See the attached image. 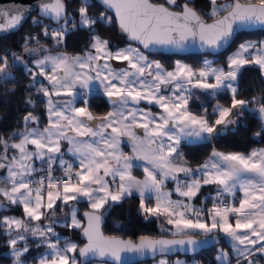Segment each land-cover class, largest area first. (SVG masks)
Listing matches in <instances>:
<instances>
[{"label": "snow or ice", "instance_id": "1", "mask_svg": "<svg viewBox=\"0 0 264 264\" xmlns=\"http://www.w3.org/2000/svg\"><path fill=\"white\" fill-rule=\"evenodd\" d=\"M99 3L104 10L93 15L90 8L95 5L91 0H81L78 22L70 17L65 0H39L37 5L43 17L57 24L56 28H51L50 23L42 27L43 34L55 38L57 45L62 44L70 21L72 28L79 25L92 33L90 50L83 55H44L31 62L36 71L27 67L22 55L11 53V62L7 54L0 55V81L12 78L11 67L19 62L33 84L39 75L50 86L41 83L37 89L47 97L48 125L43 129L29 128V123L39 122L29 113L24 117L23 130L7 138L0 136V169L6 170V175L0 176V209L18 205L24 213V218L0 217V228L10 237L7 246L11 264H27L29 237L45 246L38 264H87L89 258H98L99 264H134L132 257L146 255L159 257L156 264H170L167 256L171 253L195 252L207 243H218L213 233L228 238L236 264H256L249 257L257 252L264 255V147L249 153L214 150L196 169L187 166L178 147L181 139L190 143L211 140L236 124L245 112L256 113L264 124V95L243 99L238 91L242 68L254 65L264 72V41L241 43L228 57L227 70L205 60L204 67L198 70L176 61L174 70L167 71L131 43L112 51L109 40L96 33V25L115 23L130 41L150 51L158 47L183 50L197 42L201 48L219 50L238 30L264 28V0H210L211 10L204 14L212 18L210 23L189 3L178 5L177 0ZM177 7L179 11L174 10ZM30 13L29 6L0 8V33L19 28ZM32 19L35 24L41 23L40 19ZM34 39L37 38L31 35L25 37L24 53L39 56L49 51L43 46L30 47L29 41ZM114 60L127 62L128 67L114 69L110 63ZM94 87L101 88L112 105L106 115H94L87 106L84 97ZM192 88L210 90L212 95L230 92L231 105L217 103L211 113L206 107L197 113L189 107ZM61 95L70 99L53 100V96ZM77 100L84 106L77 107ZM142 101L162 111L153 113L138 107ZM28 103L33 101L29 99ZM254 135L264 136V130ZM124 137L132 143L130 155L120 148ZM62 141L68 142V151L78 159L75 166L63 159ZM37 159L46 168L37 169ZM135 161L144 162L139 165L143 179L133 175ZM57 162L63 172L61 177L52 174ZM38 171L47 174L33 179ZM179 173L185 174L183 180ZM168 179L176 181L175 191L185 199L173 200L172 193L163 190ZM211 184L217 185L212 208H197L186 202L196 197L203 185ZM238 190L243 194L239 198ZM134 193L139 194V210L145 219L166 220L170 227L161 228L167 235L141 236L135 241L104 234L101 224L106 206ZM224 194H230L236 202L224 201ZM81 200L89 206L83 212L86 224L77 217L78 209L73 203ZM61 205L68 207L64 226L81 230L86 239L83 246L67 238L62 243L56 233V209ZM45 219L47 223H43ZM216 259L219 264H231L225 249H219ZM175 264L184 262L177 260Z\"/></svg>", "mask_w": 264, "mask_h": 264}, {"label": "trees", "instance_id": "2", "mask_svg": "<svg viewBox=\"0 0 264 264\" xmlns=\"http://www.w3.org/2000/svg\"><path fill=\"white\" fill-rule=\"evenodd\" d=\"M91 2L95 6L90 8V14L96 15L104 10V8L95 0H91ZM159 2H163V0H159ZM186 2L202 15L210 12V0H177L178 5H182ZM218 2H224V0H218ZM65 3L70 17H74L78 22L79 15L77 9L81 6V0H65ZM32 18L40 19L41 23H33ZM204 18L210 19L211 17L204 15ZM49 23L51 24V28L57 27L56 23L44 19L38 16L36 12H33L17 31L7 32L0 35V55L7 54L10 62L12 60L11 53L15 52L18 55H22L24 60L28 62L27 67L36 71V68L31 63L32 59L43 56L45 53L63 51L68 54H78L90 50L92 33L88 29L79 25L72 28L70 21L68 25L69 31L65 33L62 44L57 45L55 38L43 34V25ZM96 33L109 40V47L111 49L130 43L126 37L120 33L115 23L97 24ZM29 35L38 39V43L37 39L29 41L30 47L43 46L49 51L41 52L39 56L24 53L23 45L25 37ZM262 36L264 37L263 30L241 31L237 33L226 49L221 53L214 55V61L226 64L228 53L231 52L239 42L248 38H259ZM148 55L160 61V63L167 68H172L175 65L176 59H182L196 70L202 66V58L204 54L191 53L181 55L148 53ZM11 72L12 78L8 81H0V136L6 138L14 131L24 129V117L29 113L37 117L39 121L38 124L31 122L29 125L35 123L39 126H44L47 122L46 97L43 93L38 92L37 89L40 87L41 83L45 87L49 86L48 81L44 77L38 75L36 77L38 82L33 84L30 74L25 70L24 65L19 62L11 67ZM238 85L239 98L251 99L253 96L259 97L264 95V72H262L258 66H245L238 73ZM29 99H31L33 103H28ZM215 102H219L224 106H229L231 104V93L225 91L212 95L210 91L198 88L191 89V97L189 100L191 110L199 113L202 107H206L208 108L209 113H211ZM87 105L90 110L97 115L108 110L107 101L101 93H91L87 99ZM215 118V116H210V119ZM261 130H264V124L261 123L259 116L256 113L245 112L244 117L238 118L237 123L234 126L222 131L219 135L213 136L211 140L194 143L181 142L178 147V152L182 153L183 159L187 161V166L196 167L204 163L214 150L221 152L246 153L256 146L264 147V136L257 137L254 135L257 131ZM55 169L56 168H54V171ZM133 170L138 173L142 172L137 166H135ZM59 172L60 173L56 176L61 174L60 169ZM212 187L213 185H203L198 196L205 192L215 193L217 191L216 186L214 188ZM0 199L3 198L0 197ZM57 203L59 204V202ZM76 205L78 209L77 214L83 221L81 211L89 207L83 200L76 203ZM62 206L63 205L58 207L56 212H60ZM2 213L24 215L22 207L18 205L6 207L0 212V216ZM61 216L63 215L61 214ZM103 216V232L109 235H121L132 240H137L139 237L145 235L154 237L160 234H166L162 232L161 225L156 217H149L148 219L144 218L139 210V196L134 194L131 197L123 199L119 203L112 204L110 207L106 206V211ZM55 226L60 232L65 234V238H73L78 244H82L83 240L79 235L80 229L65 227L63 224H56ZM7 237L8 235L3 232L2 228H0V264H11V257L6 253V250L8 249L6 242ZM219 237L220 241L217 245L202 249L195 255L184 256L187 258L194 256L201 262V264H219L216 259V253L219 251L220 246H223L224 244L223 237L221 235H219ZM32 240H35V238ZM39 249L40 245L33 248L31 251L33 257L34 253L39 251ZM255 255L256 254L254 253L252 257ZM230 260L232 261L233 259ZM150 262L151 260H146L142 262H134V264H150ZM242 264H244L243 261Z\"/></svg>", "mask_w": 264, "mask_h": 264}, {"label": "crops", "instance_id": "3", "mask_svg": "<svg viewBox=\"0 0 264 264\" xmlns=\"http://www.w3.org/2000/svg\"><path fill=\"white\" fill-rule=\"evenodd\" d=\"M129 43H126V44H124V45H121V46H118V47H116V48H114V49H111L112 51H115L117 48H124V47H126L127 45H128ZM134 47H139V46H137V45H135V44H133V43H131ZM140 48V47H139ZM140 50L142 51V52H144L145 53V55H147L148 56V58H149V60H157V59H155V58H153V57H151V56H149L148 55V53H146L144 50H142L141 48H140ZM63 51H57V52H54V53H50L51 55H56V54H58V53H62ZM65 53V52H64ZM232 53V51L231 52H229L228 53V55H227V60H228V57L230 56V54ZM78 54H84V53H78ZM69 55H76V54H69ZM158 61V60H157ZM176 61H180V62H182V63H184V64H187L188 65V63L187 62H185L184 60H182V59H176L175 60V64H176ZM160 62V61H159ZM111 63V65H112V67L114 68V69H120V68H127L128 67V65H127V62H124V61H111L110 62ZM163 65V64H162ZM163 67H164V69H166L167 71H173L174 70V68H175V65L172 67V68H167V67H165L164 65H163ZM195 70V69H194ZM197 70V69H196ZM226 70H227V68H226ZM209 81H212V78H209ZM46 87H50V86H46ZM169 87H171V86H169ZM204 90V89H203ZM206 91H210V90H206ZM101 93L102 95H103V97L106 99V101H107V104H108V110L107 111H105L104 113H102V114H99V115H97V114H94V115H97V116H103V115H106L109 111H111L112 110V105L110 104V102H109V100H108V98L104 95V93H103V90L101 89V88H99V87H94L93 88V90L91 91V93ZM211 92V91H210ZM90 93V94H91ZM90 94H88L87 95V98H84V99H88L89 98V96H90ZM67 99H70V97H67V96H64V95H61L60 97H55V96H53V100L54 101H57V100H59V101H65V100H67ZM76 106L77 107H82V106H84L81 102H80V100H77V102H76ZM88 106V105H87ZM138 107H140V108H143V109H145V110H151L153 113H158V112H161L162 111V109H159V107L158 106H155V105H152V104H149L147 101H142L141 102V104L140 105H138ZM190 107V106H189ZM46 113H47V122H46V124L44 125V126H39V125H37V124H35V123H32V124H30L28 127L29 128H31V127H39V128H41V129H43L44 127H46L47 125H48V123H49V117H48V107H47V97H46ZM137 132H138V134H141L142 135V132H141V130H139V129H137ZM14 139H16V138H14ZM181 142H187V143H190L188 140H186V139H181ZM180 142V143H181ZM192 143H194V142H192ZM70 147V145L68 144V142L67 141H62L61 142V151H62V153H63V159L65 160V161H68V159H69V161L68 162H70V163H73V165L75 166L77 163H78V159L76 158V157H74V155L72 154V153H70L69 151H68V148ZM261 147H263V146H256V147H253V148H251L248 152H246V153H249L252 149H255V148H261ZM30 148H34V146H31L30 145ZM120 148H121V150L123 151V152H125V153H127V154H132V143L128 140V138L127 137H124V138H122V142H121V144H120ZM0 151H2V148H0ZM11 151V150H10ZM221 152V151H220ZM225 153H228V152H225ZM57 156H59V154H57ZM211 156V155H210ZM208 160V159H207ZM206 160V161H207ZM144 162L143 161H135V164L137 165V167L140 169V170H142V172L141 173H138V172H135L134 170H133V175H135L138 179H143L144 178V172H143V168L142 167H140L139 165H141V164H143ZM205 163V162H204ZM204 163H202V164H200V165H203ZM42 165H44V164H42V162L40 161V160H35L34 161V166L37 168V169H40L41 168V166ZM200 165H198V166H200ZM198 166H196V167H191V168H193V169H196ZM53 167L54 168H56L55 169V171H54V174L55 175H57V174H59L60 172H59V169H60V167H59V164H58V162H57V164H55V165H53ZM189 167V166H188ZM37 173V172H36ZM35 174V173H34ZM199 174V173H198ZM179 175V177L181 178V177H184V173H179L178 174ZM211 185H213V187L212 188H214L215 186H216V189H217V185H215V184H211ZM175 188H176V181H174V180H171V179H168V180H166L165 181V184H164V186H163V190L164 191H167V192H171L172 193V199L173 200H176V199H185V198H183V197H181L180 195H179V193H177L176 191H175ZM202 188V187H201ZM201 188H200V191H199V193L201 192ZM198 193V194H199ZM198 194L196 195V197H194V198H192L190 201H186V202H189V203H191L193 206H195V207H204V209H210V208H212L213 207V203H214V200H213V198H214V194L215 193H213V192H205V193H203V194H201L200 196H198ZM134 195H137V196H139V194L138 193H134ZM237 198H239V197H241L243 194H242V192H240L239 190L237 191ZM225 198H226V201L228 202V203H235L234 202V200H233V197L230 195V194H225ZM83 201H85V200H83ZM86 203H87V201H85ZM149 203L150 204H154V201H149ZM87 205H88V203H87ZM89 207V206H88ZM206 216H207V213H206ZM157 219H158V221H159V223H161V222H163V225H165L166 226V228L167 227H170L169 225H167V224H164V223H166V220L163 218V217H156ZM161 226H162V224H160ZM219 235H221L222 237H223V241H224V244H223V246L221 245V247H222V249H225L226 251H228L229 253H230V256L231 257H229L230 259H233L232 261H231V264H235L236 263V255L233 253V250H232V248L230 247V243H229V241H228V238L227 237H225L222 233H218ZM256 255L255 256H251V257H249V259L250 258H256V259H260V260H264V255H262V254H260V253H255Z\"/></svg>", "mask_w": 264, "mask_h": 264}, {"label": "water", "instance_id": "4", "mask_svg": "<svg viewBox=\"0 0 264 264\" xmlns=\"http://www.w3.org/2000/svg\"><path fill=\"white\" fill-rule=\"evenodd\" d=\"M95 1H96L97 3H99V0H95ZM241 2H245V0H241ZM253 2H255V1H253ZM38 3H39V0H0V8H6V9H8V8H16V7H19V6H21V5H23V6H29V7L31 8V13H30V15H31L33 12H36L38 16H40V17H42V18H44V19L49 20L48 18L43 17V16L39 13V11H38V7H37ZM99 4H100V3H99ZM100 5H101V4H100ZM101 6L103 7V5H101ZM190 7H192V6H190ZM193 8H194V7H193ZM174 10L179 11L180 8H175ZM111 14H112V13H111ZM26 19H27V18H26ZM26 19H25V20H26ZM205 20H206L207 22L210 23L211 20H212V18H210V19H205ZM49 21H50V20H49ZM51 22H53V21H51ZM23 23H24V22H23ZM53 23H55V22H53ZM116 25H117V24H116ZM117 27H118V25H117ZM19 28H20V27H19ZM19 28L15 29V30H13V31H17ZM118 30L120 31L119 27H118ZM251 30H263V31H264V28H259V27H257V28H248V29H244V30H238V31L236 32V34L239 33V32H241V31H251ZM13 31H10V32H13ZM4 33H7V32L0 33V35H1V34H4ZM120 33H122V32L120 31ZM122 34L126 37V39H127L130 43H133V44L139 46V47H140L142 50H144L146 53H150V54L168 53V54H181V55H187V54H191V53L217 55V54L221 53L224 49H226V48L229 46V44L231 43V41L233 40V38H234L235 35H236V34H235V35L233 36L232 40L230 41V43H229L228 45H226L225 47H223V48H221V49H219V50H212V49L207 48V47H205V48H201L200 45H199V42H197V43H194V44H193V43H189V45L186 46L183 50L175 49V48H170V47H158L156 50H154V51H150V50H148V49H144L141 45L138 44V42L130 41V40L128 39V37H127L126 34H124V33H122ZM5 208H6V207H5ZM5 208L0 209V212L3 211ZM87 210H89V208L84 209V210L81 211V217H82L83 221L85 222V224H86V218L83 217V212H85V211H87ZM103 222H104V216H103V220H102V224H101V229H102V231H103V228H102V226H103ZM104 234L107 235V236H116V237H121V238H124V239H130V238H128V237H123V236H121V235H109V234H106V233H104ZM79 235H80V238L83 240V242H82V244H81V246H83V244L86 243V239L82 236V234H81V230L79 231ZM161 235H167V234H160V235H158V236H154V237L151 236V237H153V238H159ZM212 235L217 236L218 239H219V241H220V237H219V234H218V233H213ZM145 236H148V235H145ZM198 238H199V239H203V237H198ZM138 240H139V238H138L137 240H135V241H138ZM218 243H219V242H218ZM218 243H212V242H210V243H207V244H205L204 246L198 248L197 251H195V252H190V251H189V252L177 251V252H174V253L169 254L168 256L175 255V254H180V255H195L196 253L200 252L202 249H206V248H209V247H211V246H215V245H217ZM129 256H131V254H129ZM79 259L83 260L84 258H79ZM132 259H133L134 262H142V261H146V260H152V259H155V258H153L151 255H146V256H135V257H132ZM93 260H98V261H99L98 258H89V260H88L87 262H90V261H93Z\"/></svg>", "mask_w": 264, "mask_h": 264}, {"label": "rangeland", "instance_id": "5", "mask_svg": "<svg viewBox=\"0 0 264 264\" xmlns=\"http://www.w3.org/2000/svg\"><path fill=\"white\" fill-rule=\"evenodd\" d=\"M210 10H211V8H210ZM245 41H254V42H256L257 44H259V42L264 41V37L262 36V37H259V38H248V39L243 40L242 42H239V43L235 46V48L232 50V53L230 54V56H231V55L237 50L238 46H239L241 43H244ZM38 47H41V46H33V48H38ZM87 51H89V50H87ZM87 51H86V52H87ZM50 53H51V52H50ZM50 53H45L44 55H48V54H50ZM84 53H85V52H84ZM44 55H43V56H44ZM76 55H82V54H76ZM43 56H39V57H37V58H35V59H32V61H34V60H36V59H38V58H42ZM205 60H210V61H212L214 67H223L225 70H226V68L228 69V60L226 61V64H224L223 62H215V61H214V55H212V54H204V55H203V58H202V61H203L202 66L199 67L198 69L204 67V61H205ZM198 69H197V70H198ZM210 78H211V77H210ZM210 82H212V81H210ZM229 93H230V92H229ZM217 103H219V102H215V103L213 104V107H214ZM219 104H221V103H219ZM221 105H223V104H221ZM230 105H231V104H230ZM230 105H229V106H230ZM223 106H224V105H223ZM225 107H228V106H225ZM234 125H235V124H234ZM234 125H229V126L227 127V129H228V128H231V127L234 126ZM10 154H11V151H10ZM68 161H69V159H68ZM0 162H3V161H0ZM5 175H6V170H4V169H0V176H5ZM214 197H215V194H214ZM73 203H74V202H73ZM75 206H76V208H77L76 203H75ZM66 212H68V207H67V206H62L61 209H60V212H56V216L59 218L56 224H63V225H64V214H65ZM61 214H62L63 216H61ZM3 216H12V217H17V218H24V215H21V214H14V213H2L0 217H3ZM77 217H78L79 219H81L80 216H79L78 214H77ZM33 223H34V222H33ZM43 223H47V220H46V219L43 220ZM56 224H55V225H56ZM160 224L163 225V222H161ZM164 224H167V223H164ZM163 226L166 228L165 225H163ZM54 227H55V231H56V233L59 234V236H60V238H61V241H62V243H63V240H64V238H65V234H63L62 232H60V230L57 229L56 226H54ZM2 230H3V232H5L3 228H2ZM5 233H6V232H5ZM9 238H10L9 236L6 238V242L8 241ZM32 239H34V237H29V239H28V247H29V251H28L27 253H25V259H26V261H27V264H38L39 256H40L41 254L45 253V246L42 245V244H40V242H39V240H38L37 238H35V240H32ZM67 239L72 240V241H74V242L77 243V241H76L75 239H73V238H67ZM38 245H40V249H39V251H37V252L34 253V257H33L31 251L33 250V248L37 247ZM20 246L22 247L23 245L21 244ZM41 246H42V247H41ZM221 248H222V247L220 246L219 249H221ZM6 253L10 256L9 249L6 250ZM228 253H229V252H228ZM217 255H218V252L216 253V257H217ZM10 257H11V256H10ZM229 257H231V256H230V253H229ZM158 259H159V257H156L155 259H152L151 262H150V264H156V261H157ZM167 259L169 260L170 264H175V261H177V260L183 261L184 264H201V262H200L199 260H197L194 256L191 257V258H187V257L184 256V255L175 254V255L167 256ZM250 259L254 260V261L256 262V264H264V260L262 261V260H260V259H256V258H250ZM87 264H99V261H98V260H93V261L87 262Z\"/></svg>", "mask_w": 264, "mask_h": 264}, {"label": "built area", "instance_id": "6", "mask_svg": "<svg viewBox=\"0 0 264 264\" xmlns=\"http://www.w3.org/2000/svg\"><path fill=\"white\" fill-rule=\"evenodd\" d=\"M84 98H86V97H84ZM41 168H46V165H42ZM53 171H54V168H53ZM46 174H47L46 171H38L37 173L33 174V179H39L41 176H44ZM52 174L55 177H61V176H63V172L62 171H61V174L59 176L54 175V172ZM197 175H199V174L197 173ZM183 179H184V177H181V180H183ZM216 194H217V191L215 192V197H216ZM222 199L224 201H226L225 194L223 195Z\"/></svg>", "mask_w": 264, "mask_h": 264}]
</instances>
